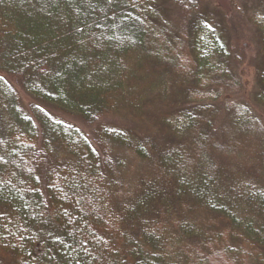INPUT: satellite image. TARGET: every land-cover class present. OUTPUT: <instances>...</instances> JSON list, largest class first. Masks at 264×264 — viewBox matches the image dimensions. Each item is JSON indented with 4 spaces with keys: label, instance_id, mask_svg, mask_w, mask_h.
<instances>
[{
    "label": "trees",
    "instance_id": "obj_1",
    "mask_svg": "<svg viewBox=\"0 0 264 264\" xmlns=\"http://www.w3.org/2000/svg\"><path fill=\"white\" fill-rule=\"evenodd\" d=\"M170 4L182 29L142 0H0V264H264V127L223 100L237 56L200 0Z\"/></svg>",
    "mask_w": 264,
    "mask_h": 264
},
{
    "label": "rangeland",
    "instance_id": "obj_2",
    "mask_svg": "<svg viewBox=\"0 0 264 264\" xmlns=\"http://www.w3.org/2000/svg\"><path fill=\"white\" fill-rule=\"evenodd\" d=\"M162 8L164 19L172 26L182 29L183 21L170 0H142ZM264 0H200V9L208 21L212 33L221 39L224 46L231 54L237 56V63L233 71L236 74L242 89L236 96L225 97V101H243L252 110L264 127V111L258 106L255 96L258 92L257 71L261 64L262 49L259 44L258 34L254 26V19L263 13ZM20 97L23 107L28 106L33 100L26 95L15 82L10 83ZM51 114L71 125L76 126L90 139L98 127H90L79 119L50 110ZM105 125L117 130L133 133H143L146 129L132 121L119 117L106 119Z\"/></svg>",
    "mask_w": 264,
    "mask_h": 264
}]
</instances>
